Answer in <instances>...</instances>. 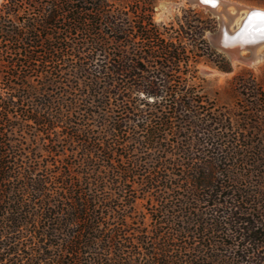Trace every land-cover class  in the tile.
<instances>
[{
	"label": "trees",
	"instance_id": "1",
	"mask_svg": "<svg viewBox=\"0 0 264 264\" xmlns=\"http://www.w3.org/2000/svg\"><path fill=\"white\" fill-rule=\"evenodd\" d=\"M158 1L0 2V264H264V90L236 125Z\"/></svg>",
	"mask_w": 264,
	"mask_h": 264
},
{
	"label": "rangeland",
	"instance_id": "2",
	"mask_svg": "<svg viewBox=\"0 0 264 264\" xmlns=\"http://www.w3.org/2000/svg\"><path fill=\"white\" fill-rule=\"evenodd\" d=\"M2 0H0L1 2ZM247 6L264 8V3L255 0H232ZM192 6L208 12L217 20V28L214 31H207L206 39L210 45L222 54L230 63V70L218 69L213 61V57H201L195 64L198 83L202 92L212 100L220 109L228 113L232 121L242 126V116L248 114L250 116V102L252 96L259 94L264 90V54L252 65H245L232 62L228 56L216 48L211 40L210 35L219 31V18L211 13L208 9L191 4L186 0H159L156 5L154 19L158 23H167L175 18L176 15L182 14V8ZM242 18L240 15H235V20ZM235 21L231 23L230 27L234 25ZM236 24V23H235ZM264 52V46H262ZM219 62V58L215 57ZM222 64V62H219Z\"/></svg>",
	"mask_w": 264,
	"mask_h": 264
},
{
	"label": "water",
	"instance_id": "3",
	"mask_svg": "<svg viewBox=\"0 0 264 264\" xmlns=\"http://www.w3.org/2000/svg\"><path fill=\"white\" fill-rule=\"evenodd\" d=\"M187 2L204 7L219 18V31L210 35L212 44L224 52L232 62L252 65L259 60L264 52L259 50L264 45V31L257 30L259 18L256 13L264 11L255 10L254 6H247L232 0H186ZM230 7L235 13L230 12ZM240 25L230 27L235 15L245 13ZM257 27L250 33V27ZM249 32V33H248ZM248 33V34H246ZM226 38V39H225ZM225 39V41H224ZM232 39V41H228Z\"/></svg>",
	"mask_w": 264,
	"mask_h": 264
},
{
	"label": "bare ground",
	"instance_id": "4",
	"mask_svg": "<svg viewBox=\"0 0 264 264\" xmlns=\"http://www.w3.org/2000/svg\"><path fill=\"white\" fill-rule=\"evenodd\" d=\"M230 12L232 13V14H234L235 13V11H234V8L233 7H230ZM255 10H259V11H264V8H261V7H255ZM246 14V11H245V13H239V14H237V15H240V16H242V18H238V20H235V16H234V18H233V22L235 21V23H234V25H236V26H239L240 25V22H241V20L244 18V15ZM259 22V26H258V28L257 27H250L249 28V30H250V33H253V32H255V30H256V28H257V30H259V32L261 31V32H263L262 30H261V21L259 20L258 21ZM249 33V32H248ZM248 33H246V34H248ZM226 39V38H225ZM225 39H224V41H225ZM232 41V39H228V41ZM262 46H264V45H262ZM262 46H260V48H259V50L261 51L262 49Z\"/></svg>",
	"mask_w": 264,
	"mask_h": 264
},
{
	"label": "snow or ice",
	"instance_id": "5",
	"mask_svg": "<svg viewBox=\"0 0 264 264\" xmlns=\"http://www.w3.org/2000/svg\"><path fill=\"white\" fill-rule=\"evenodd\" d=\"M261 21V30L264 31V13L255 14Z\"/></svg>",
	"mask_w": 264,
	"mask_h": 264
}]
</instances>
